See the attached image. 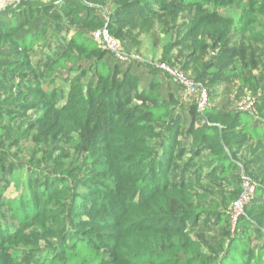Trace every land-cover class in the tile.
<instances>
[{"label": "trees", "instance_id": "1", "mask_svg": "<svg viewBox=\"0 0 264 264\" xmlns=\"http://www.w3.org/2000/svg\"><path fill=\"white\" fill-rule=\"evenodd\" d=\"M104 1L21 0L0 10V139L12 132L6 120L40 113L20 130L54 169L35 173L14 162L6 168L0 155V264H264L263 187L256 186L230 240H211L205 248L192 235L199 223L201 233L207 231L209 212L196 203L187 182H170L175 161L189 145L196 157L213 156L224 169L222 179L241 172L245 147L264 144V112L256 118L226 99L221 108L200 113L195 100L186 105L177 98L181 87L165 71L118 60L93 37L107 28L126 41L124 26L98 8ZM235 2L138 0L120 11L158 10L177 22L189 8L187 41L193 38L196 55L226 47L235 31L243 35L259 24V0L237 24L219 14ZM51 28L69 38L46 61L43 77L66 85L45 89L28 73L34 71L31 53ZM237 71L243 68L237 65L223 77ZM66 147L76 162H67ZM10 182L15 197L6 196ZM242 196V188L231 194L236 202ZM217 217L230 228L226 215ZM255 237L260 246H252Z\"/></svg>", "mask_w": 264, "mask_h": 264}, {"label": "rangeland", "instance_id": "2", "mask_svg": "<svg viewBox=\"0 0 264 264\" xmlns=\"http://www.w3.org/2000/svg\"><path fill=\"white\" fill-rule=\"evenodd\" d=\"M137 1L105 0L98 6L104 16L108 19L113 17L115 22H120L124 26L126 41L120 42V44L126 58L138 60L152 67L166 64L179 70L207 90L209 94L208 107L221 108L224 101L228 99L235 109L242 111L244 106H251L254 108L251 110V114L256 118L261 116V112H264V0H259L260 5L256 7L254 16L258 18L259 24L253 28V32L247 31L242 35L235 31L228 39L226 47H211L208 52L196 55L192 45L193 38L187 41L189 23L193 18V12L189 8L183 9L177 22H173L168 14L158 10L154 14H149L148 10L138 14L134 9L128 15L120 11L126 6V3ZM176 1L169 0L170 3ZM252 1L236 0L232 7L220 9L218 12L221 16L232 19L237 24L243 11L252 8ZM8 7H10L9 0H0V10ZM209 10L210 12L216 11L212 6L209 7ZM118 11H120V17L115 18ZM68 38V32L58 34L54 33L53 28L49 30L46 39L37 45L31 53L34 71H29V79L36 80L38 78L45 89L62 88L66 85L62 79L56 76L55 82L44 78L43 72L46 61L56 56L59 48L64 46L65 40ZM180 42L182 44L178 46ZM170 46L176 47L169 50ZM165 55H167L166 59H164ZM254 63L257 68L253 67ZM237 65L243 68L242 73L237 71L233 75L223 77L224 72L233 70ZM176 94L177 98L186 105L194 101V98L185 94L183 88L176 89ZM39 115L40 113L30 111L27 117L4 122L5 126L10 125L12 129L10 137L0 139V155L6 160V168L14 162L17 165H24L26 171L32 168L36 171L35 173L53 174V167L41 159L38 147L32 143L30 138H23L20 130L21 126L27 130L26 120L34 121ZM14 138H18L19 144H12ZM180 139L182 140L183 137L181 136ZM66 149L67 162H76L78 157L74 150L67 147ZM191 149L192 146L189 145L185 153H182L175 161L170 182L176 184L187 182L196 203L210 214L207 219V231L202 234L200 230L204 227V223H199L195 227L192 237L199 240L205 248L208 247L206 243L211 240L227 243L235 233L237 220L243 213L241 210L238 216L235 212L238 202L232 200L231 194L237 188H242L245 207L252 200L256 186L264 188V144L249 143L240 154L241 172L227 173L225 179L221 178L223 167L217 166L212 155L204 153L196 157ZM15 154L17 156H14ZM246 164H248V171L244 169ZM20 169L21 167L18 168V171ZM248 182L250 185L247 186ZM17 195L18 191L10 182L6 196L15 197ZM217 214L227 216L225 222H231L230 228L227 229L218 222ZM234 217L238 219L234 221ZM190 226L194 227L193 224ZM251 244L260 246L261 241L255 237Z\"/></svg>", "mask_w": 264, "mask_h": 264}, {"label": "built area", "instance_id": "3", "mask_svg": "<svg viewBox=\"0 0 264 264\" xmlns=\"http://www.w3.org/2000/svg\"><path fill=\"white\" fill-rule=\"evenodd\" d=\"M20 1L21 0H9L10 4H13V6H14L13 8H15L20 3ZM30 1H33V0H30ZM40 1H50V0H40ZM93 37L95 40L100 42L105 49L112 52L118 60L123 61V60L128 59L124 56V54L122 52L120 42L118 40H116L115 38H113V36L110 34V32L107 28H105L101 31L94 32ZM156 68L161 69V70L165 71L166 73H168V75L171 76V78L181 88L184 89L186 95L194 98V100L196 101V104H197L198 111L200 113H203L208 108L209 94H208L207 90L201 84L196 83L195 81L191 80L189 77L184 75L182 72H180L179 70H176L175 68H173L169 65L160 64V65H157ZM252 106H253V104H252ZM252 109H254V108H252L251 106H247V107L244 106L241 110L242 111H251ZM248 184L250 185L249 182L247 183V186H248ZM244 204H245L244 199H241L238 202V204L236 206V211H235L238 216L240 215L241 210H243L242 214H244ZM237 219L238 218L234 217V221Z\"/></svg>", "mask_w": 264, "mask_h": 264}]
</instances>
